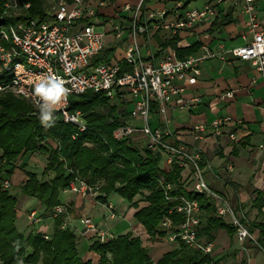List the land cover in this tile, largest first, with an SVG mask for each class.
<instances>
[{
  "label": "built area",
  "instance_id": "2783aa9c",
  "mask_svg": "<svg viewBox=\"0 0 264 264\" xmlns=\"http://www.w3.org/2000/svg\"><path fill=\"white\" fill-rule=\"evenodd\" d=\"M143 3L144 0H138L133 7L124 4L122 11H130L129 21L124 24V19L118 16V20L111 22L110 28H104L103 32L94 30L97 23L92 18H96L101 10L111 7L113 0H53L42 16L0 24V94L12 92L23 97L34 109L31 114L39 117L34 97L35 84L44 76H58L64 81L69 94L67 101L60 104L56 112L62 122L74 124L79 131L85 129V121L81 111L69 110V97L72 95L90 90L110 99L117 97L120 102L132 105L128 122L116 127L112 137L116 140L128 139L137 147L159 155L162 167L167 171L172 165H177L181 168V180L189 184L185 188L210 197L215 215L233 226L236 240L256 244L248 229L245 213L236 210L226 196L211 189L206 182L201 166V149L188 147L169 129L151 126L149 118L155 112L158 121L166 124L167 110L170 108L189 110L199 104L198 95L187 98L184 94L187 85L197 82L200 65L209 59L247 61L254 71L251 82L259 79L264 84V29L256 16V0H205L200 8H188L179 0L170 10H142ZM227 3L233 7L239 6L245 16L246 33L240 36L243 40L241 45L227 47L219 44L218 50L204 45L195 53L180 58L167 47L158 54L157 62L151 50L143 53L140 38L146 41L159 32L168 33L170 37L179 36L182 32L190 33L196 25L213 21L218 8ZM28 7L29 3L5 0L2 16L17 17ZM4 24L7 26L4 27ZM107 37L111 40H107ZM108 42H112L115 49L120 44L122 56L114 54L107 61L94 62ZM124 65L128 68L122 70ZM233 97L234 91L228 89L218 95V100L227 103ZM261 110L264 114V105ZM242 126V119L225 114L209 121L195 122L190 134L197 141L225 135L231 142H236V130ZM259 126L264 130V115ZM257 148L264 151V142L259 143ZM228 168L231 169L230 166ZM160 184L165 193L172 188L170 183L160 181ZM1 186L9 188V180L4 179ZM66 190L85 196L96 191V188L78 180L70 182ZM167 198L175 202L168 214L178 213L182 219L174 223L171 217L164 216L159 222V229L166 233L169 241H180L199 250L212 264V242H202L197 237L202 211L198 202L182 195ZM105 208L107 218H115L113 204L108 202ZM62 212L64 207L57 205L51 215ZM27 220L36 224L40 216L31 210L27 213ZM79 223L101 243L110 237L109 231L100 222L89 217H80ZM43 237L48 239L46 234Z\"/></svg>",
  "mask_w": 264,
  "mask_h": 264
},
{
  "label": "trees",
  "instance_id": "16d2710c",
  "mask_svg": "<svg viewBox=\"0 0 264 264\" xmlns=\"http://www.w3.org/2000/svg\"><path fill=\"white\" fill-rule=\"evenodd\" d=\"M4 1L0 0V24L42 16L45 8L44 0H19L20 4L29 3V7L17 17H6L2 16ZM230 14L227 12L212 23L210 31L229 21ZM178 41L176 36L165 39L161 49L170 47L180 58L195 53L200 47L198 42L180 47ZM113 52L114 48H105L94 62L107 61ZM127 68L124 65L122 70ZM109 100L102 93L90 90L69 97V110H79L83 114L85 129L79 131L74 124L62 122L56 111L54 126L45 128L39 117L31 114L34 109L26 99L12 92L0 94V264H93L81 259L75 234L62 226L65 212L52 217L50 234L37 231L26 235L17 229V198L9 192L10 188H2L1 182L9 179L16 160L33 152L45 156V166L40 177L35 172L25 171L26 179L19 185V192L35 197L50 214L60 205L58 192L67 189L72 181L83 180L96 188L99 193L96 198L103 202L111 192L131 200L146 190V205L138 207L136 201L133 204L136 207L134 216L145 227L149 239L166 236L158 227L164 216L171 217L174 223L181 221L178 213L168 214L175 202L167 196L179 195L196 200L202 210L198 238L211 239L219 228L225 229L230 236L234 234L233 226L215 215L208 195L185 188L189 184L181 180V168L172 165L167 171L160 164L159 155L137 147L128 139L112 137L116 127L128 122L130 111L127 108L119 110L116 105L107 106ZM50 141L55 144L51 145ZM23 166L18 167L23 169ZM44 176L47 178L42 179ZM160 181L170 183L172 188L165 193ZM252 205L258 209L264 206V191L255 192ZM247 226L250 232L257 230L256 244L264 250V222L252 221ZM45 234L48 239H44ZM88 249L99 255L96 264H209L199 250L180 241L177 247L154 262L139 236L131 233L110 236L102 243L94 237Z\"/></svg>",
  "mask_w": 264,
  "mask_h": 264
},
{
  "label": "crops",
  "instance_id": "0c3cea01",
  "mask_svg": "<svg viewBox=\"0 0 264 264\" xmlns=\"http://www.w3.org/2000/svg\"><path fill=\"white\" fill-rule=\"evenodd\" d=\"M176 1L179 0H144L142 10H156L161 8L170 10L174 7ZM180 1L183 4L187 2L186 6L188 8H195L190 7V4L196 0ZM126 3L131 5V2L127 0H124L122 5L117 4L116 0H113L112 6L101 10L96 18H92V21H96L97 26L109 29L111 26L110 23L117 21L118 16H121V18L124 19V24H126L130 16V11H122ZM204 3L205 0H202L201 5L196 8H200ZM131 6L133 7V5ZM255 8L261 28L264 29V0H256ZM227 12H231L229 21L211 32V24L219 21ZM245 33V16L242 14L240 7H233L227 3L218 8V14L213 21L208 20L196 25L190 33L182 32L176 37L179 38L177 45L180 47H186L194 42H198L200 46L206 45L211 50H218L219 44H224L227 47L241 45L243 40L240 36ZM168 38H170V36L168 33L164 32H159L146 41L140 38L143 53L146 52V50H151L154 60L157 62L156 58L158 54L163 51L161 49L162 42ZM109 39L111 40L110 37H107V40ZM188 39H192V41L189 42ZM237 41L239 44H235ZM105 47L111 48L112 42H108ZM115 50L114 48L112 55L115 54ZM121 54H115V56L121 57ZM253 73V68L247 61L235 60L223 62L218 59L206 60L200 65V75L197 82L194 85H187L184 94L187 98L192 95H198L200 97L199 104L191 107L189 110L170 108V110L177 109L184 111V115L178 119L179 122L175 124L174 131L172 132H174L178 140L188 147H197L201 149V166L206 182L211 189L223 194L229 201L233 195L232 190L234 189L232 184L234 182V184H244L248 179L253 178L254 192L257 190L264 191V151L258 150L257 148L259 143L264 142V130L259 126V121L262 115H264L261 110L262 105H264V84H262L259 79L255 83H252L251 77ZM228 89L234 91V97L227 103H221L218 100V95L222 91ZM126 107L128 110L130 105H126ZM238 109L241 111L240 113H238ZM225 114L238 117L244 122V126L238 127L236 130L238 134V140L236 142H231L225 135L220 137L209 136L202 141H197L192 138L190 128L195 122L199 120L209 121L215 116H222ZM256 136L258 139L254 141L253 138ZM229 166L231 167L230 170L228 168ZM18 171L13 170L11 175H16ZM14 177L15 181L18 183L19 190V185L22 184L26 177L20 174V172L17 174V177ZM72 193L74 194V198L71 202L67 204L60 203V205L64 207L65 212L62 226L69 228L75 234L81 259L84 261L89 260L93 264H96L99 255L88 249L94 238L93 233L84 230L83 226L79 223V218L86 216L95 222L103 218L101 220L104 221L108 219L105 205L108 202L113 204V202L107 197H105L104 202L99 201L96 198L99 193L96 191L87 193L85 196H81L79 193ZM20 199L23 202L28 199V196H21ZM92 200L100 202V207L103 209L102 214H98L95 211V214L98 215L93 217L90 215L94 209ZM19 205L21 206L17 200V206ZM113 206L117 215L115 205L113 204ZM31 210H35L40 216V221L36 223L38 225L37 230L33 227L35 224H31L27 220V213ZM243 212L248 219V223L252 221L264 222V206L258 209L252 205V200L251 203L245 207ZM20 213L21 221H18ZM52 217L53 216L47 210H44V207H42L40 203L37 204L36 207L26 208L24 211L20 212L18 208H16V227L26 235L37 231L50 234L53 227ZM100 224L110 232L107 223L104 225L103 222H100ZM250 233L256 239L257 230ZM132 235L136 234L132 233ZM200 239L202 242L211 241L213 244L211 253L212 264H229L230 262H235L237 264H264V250L260 249L254 242L237 241L235 235L233 234L230 236L225 229H217L213 233L211 239L207 237H202ZM141 243L146 248H149L150 245L164 243L170 244L171 249L177 247V242L169 241L167 236L161 238L157 237L156 239L147 238V240H142ZM165 252L168 251L149 256L155 262Z\"/></svg>",
  "mask_w": 264,
  "mask_h": 264
},
{
  "label": "rangeland",
  "instance_id": "374dc122",
  "mask_svg": "<svg viewBox=\"0 0 264 264\" xmlns=\"http://www.w3.org/2000/svg\"><path fill=\"white\" fill-rule=\"evenodd\" d=\"M53 0H44V4H45V8L44 10L47 8V6L52 2ZM129 2H131L130 4L135 6L137 1L136 0H127ZM117 4L122 5V3L124 2V0H116ZM136 2V3H135ZM202 3V0H196L194 2H192L190 4V7H199ZM7 24H4V27H6ZM94 30L96 32H103L104 28L102 26H95ZM189 42L192 41V39H188ZM235 44H239V42L237 41ZM115 54L119 55L121 54V46L120 44L117 46L116 50H115ZM107 106H112V105H116L117 108H119V110H122L123 108H127L126 102H120V100L117 97H113L109 100V102L106 104ZM107 108L104 107V110H106ZM133 106L130 105L129 107V111H132ZM238 113H240L241 111L238 109ZM184 111L181 110H167V123L165 124L163 121H158V116L157 114H154L155 112H152L149 116L150 118V123L151 126H159L160 129H169L170 131H174V127L175 124L178 123V119L180 117H182ZM217 112V111H215ZM234 118H238L233 116ZM138 125V122H137ZM256 139H258V137H254L253 140L256 141ZM51 145H54L55 143L50 141ZM45 156L41 155L39 152H33V153H27L26 155H24L23 157L19 158L18 160H16V162L14 163L15 168L14 170L18 171L16 173V175H11L9 180L10 183V189L9 192L12 193L14 196L17 197V200L19 201V204H21V206H16V208H18L19 212L20 211H24V209L26 208H31V207H36L37 204H39V201L35 198V197H28L27 200L25 201H21V196H25L23 194H21L18 190V183L15 181V177H17V174L20 172V174H22L23 176H25V171H31V172H35L39 177L41 176V170L44 168L45 166ZM160 164H162L160 162ZM20 165H24L23 169H20L18 166ZM17 166V167H16ZM3 176V175H2ZM204 176V173H203ZM47 177L44 176L42 177V179H46ZM205 178V176H204ZM101 181L98 180L96 183H100ZM235 183V182H234ZM232 184V187L234 190H232L233 195L232 198H230V203L232 204V206L235 207L236 210L238 211H244L245 207L251 203V200L254 198V187H253V183L254 180L253 178H250L246 181V183L244 184ZM148 194V192L146 190H143L140 194L135 195L134 198H132L131 200H128L125 196L119 194L118 192H111L110 194L107 195V198L109 200H111L113 202V204L115 205V208L117 210V215L116 218L113 220H101L103 218H101L99 221L97 222H103L104 225L107 223V226H109V230H110V235L111 236H116V235H120V234H126V233H134L136 235H139L140 240H147V234H146V230L145 227L143 226L142 223H140L134 216V213L136 211V207L134 206L133 202L136 201V203L138 204V207L144 206L146 205V201H145V196ZM74 198V194L71 191L68 190H60L58 192V201L59 203L62 204H67L69 202H71ZM92 202L94 203V209L92 211V213L90 214L92 217L96 216L98 214H102L103 213V209L100 207L101 204L100 202H98L97 200H92ZM43 207V206H42ZM98 207V208H96ZM39 211V210H38ZM95 211L98 214H95ZM21 213L19 214V219L18 221H21V217H20ZM23 216V215H22ZM108 220V221H107ZM94 221V220H93ZM24 222V221H23ZM109 222V224H108ZM36 230L38 228V225L35 224L33 226ZM20 228V227H19ZM21 229V228H20ZM148 249V253L149 255H158L161 252L164 251H169L171 249V245L168 243H164V244H157V245H150Z\"/></svg>",
  "mask_w": 264,
  "mask_h": 264
},
{
  "label": "clouds",
  "instance_id": "9594fccd",
  "mask_svg": "<svg viewBox=\"0 0 264 264\" xmlns=\"http://www.w3.org/2000/svg\"><path fill=\"white\" fill-rule=\"evenodd\" d=\"M68 94L69 90L58 76H44L35 84L34 97L39 109V120L43 127L54 126V113L60 104L67 101Z\"/></svg>",
  "mask_w": 264,
  "mask_h": 264
}]
</instances>
